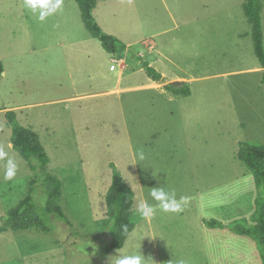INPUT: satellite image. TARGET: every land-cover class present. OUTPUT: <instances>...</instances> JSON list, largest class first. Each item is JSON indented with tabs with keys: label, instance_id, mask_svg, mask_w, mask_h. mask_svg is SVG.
I'll return each mask as SVG.
<instances>
[{
	"label": "rangeland",
	"instance_id": "374dc122",
	"mask_svg": "<svg viewBox=\"0 0 264 264\" xmlns=\"http://www.w3.org/2000/svg\"><path fill=\"white\" fill-rule=\"evenodd\" d=\"M244 2H99L95 19L128 46L118 60L87 32L75 0H62L43 22L23 0H0V148L18 162L16 177L6 181L0 161V225L34 177L12 147L9 111L38 134L72 225L51 217V233L0 234V264H110L112 256L133 254L146 264H262L252 239L205 224L251 223L258 194L238 159L241 142L264 146V69ZM142 61L163 81H152ZM176 82L188 83L191 96L166 89ZM111 164L133 188L135 211L145 199L156 203L152 187L189 199L180 213L157 210L143 220L103 261ZM33 197L45 206L44 184Z\"/></svg>",
	"mask_w": 264,
	"mask_h": 264
},
{
	"label": "trees",
	"instance_id": "16d2710c",
	"mask_svg": "<svg viewBox=\"0 0 264 264\" xmlns=\"http://www.w3.org/2000/svg\"><path fill=\"white\" fill-rule=\"evenodd\" d=\"M79 6L81 19L87 32L100 42L103 49L118 60H123L127 52V45L118 38L103 31L94 17V12L99 2L111 0H75ZM244 13L251 26V36L254 52L261 68L264 69V31L262 22L263 3L261 0H245ZM143 69L148 77L157 83L163 81V77L148 63L143 62ZM4 73V64L0 61V79ZM166 89L176 96L190 97L192 91L188 83H182L181 87L166 85ZM6 119L12 129L11 144L13 149L26 161L30 170L34 173L31 187L17 206L12 208L1 219L0 234L9 231H36L51 233L52 229L48 219L56 217L68 227H72L60 205L63 184L61 180L49 172L50 157L40 141L38 134L32 129L20 124L14 111L6 113ZM238 159L253 174L256 189L258 191L255 200V210L251 216V223L247 219L234 221L224 225L216 220L205 221L209 228L229 229L236 234L252 239L260 253L264 264V146L241 142L239 144ZM113 170L112 185L106 196L108 206L107 221L103 224L104 230H108L109 238L104 241L101 258L107 257L116 250H121L129 235L144 220L135 211V193L131 186L124 180L116 165H110ZM46 187V203L43 208H38L34 193L38 183ZM127 228L125 233L124 228Z\"/></svg>",
	"mask_w": 264,
	"mask_h": 264
},
{
	"label": "clouds",
	"instance_id": "9594fccd",
	"mask_svg": "<svg viewBox=\"0 0 264 264\" xmlns=\"http://www.w3.org/2000/svg\"><path fill=\"white\" fill-rule=\"evenodd\" d=\"M24 7L35 18L43 22L47 17L55 14L62 7V0H23ZM38 12V15H37ZM143 153L138 154L140 161L144 160ZM0 161H4L3 178L6 181H12L18 172V162L10 157L8 152L0 148ZM148 197L155 201V204L148 202V199L141 201L136 207V213L145 221L152 220L157 210L163 213H180L184 205L188 203V197L181 196L176 198L175 191L165 190L163 187H152ZM125 233L127 228H124ZM110 260V264H146L145 257L142 254H133L126 256L115 255Z\"/></svg>",
	"mask_w": 264,
	"mask_h": 264
},
{
	"label": "water",
	"instance_id": "95a60500",
	"mask_svg": "<svg viewBox=\"0 0 264 264\" xmlns=\"http://www.w3.org/2000/svg\"><path fill=\"white\" fill-rule=\"evenodd\" d=\"M181 83H178V82H176V83H171L170 85H172L173 87H176V86H179Z\"/></svg>",
	"mask_w": 264,
	"mask_h": 264
},
{
	"label": "crops",
	"instance_id": "0c3cea01",
	"mask_svg": "<svg viewBox=\"0 0 264 264\" xmlns=\"http://www.w3.org/2000/svg\"><path fill=\"white\" fill-rule=\"evenodd\" d=\"M128 47V46H127Z\"/></svg>",
	"mask_w": 264,
	"mask_h": 264
}]
</instances>
